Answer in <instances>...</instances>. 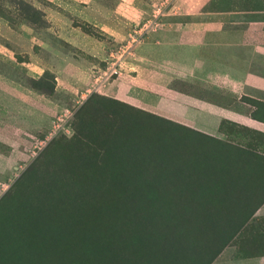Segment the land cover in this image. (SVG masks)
I'll return each mask as SVG.
<instances>
[{
	"label": "rangeland",
	"instance_id": "rangeland-1",
	"mask_svg": "<svg viewBox=\"0 0 264 264\" xmlns=\"http://www.w3.org/2000/svg\"><path fill=\"white\" fill-rule=\"evenodd\" d=\"M176 1L0 0V264H264V125L164 46Z\"/></svg>",
	"mask_w": 264,
	"mask_h": 264
},
{
	"label": "crops",
	"instance_id": "crops-1",
	"mask_svg": "<svg viewBox=\"0 0 264 264\" xmlns=\"http://www.w3.org/2000/svg\"><path fill=\"white\" fill-rule=\"evenodd\" d=\"M210 1L177 0L174 8L177 4H188L179 16L172 14L181 25L178 34L172 37L176 42L164 43V46L171 54L178 49L185 56L181 65L186 70L194 64L197 71L210 73L215 88L230 87L229 96L234 98L238 109L242 104L244 111L217 107L220 117L264 125V11L204 13L203 7ZM241 14L245 15L242 19L236 17ZM189 55L196 57L194 63Z\"/></svg>",
	"mask_w": 264,
	"mask_h": 264
}]
</instances>
